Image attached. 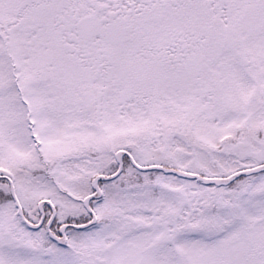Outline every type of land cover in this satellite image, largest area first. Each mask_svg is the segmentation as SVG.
Wrapping results in <instances>:
<instances>
[{"label":"snow or ice","instance_id":"6c2138e0","mask_svg":"<svg viewBox=\"0 0 264 264\" xmlns=\"http://www.w3.org/2000/svg\"><path fill=\"white\" fill-rule=\"evenodd\" d=\"M0 264H264V0H0Z\"/></svg>","mask_w":264,"mask_h":264}]
</instances>
